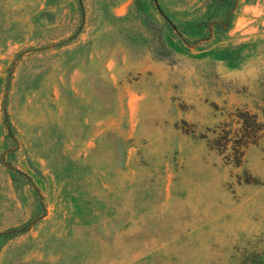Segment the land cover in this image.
I'll return each mask as SVG.
<instances>
[{"label": "rangeland", "instance_id": "obj_1", "mask_svg": "<svg viewBox=\"0 0 264 264\" xmlns=\"http://www.w3.org/2000/svg\"><path fill=\"white\" fill-rule=\"evenodd\" d=\"M202 1L155 3L183 21ZM155 3L0 0V233L34 208L3 163L45 203L0 264H240L264 250V134L239 166L209 144L237 110L264 122V0H237L231 28L193 45Z\"/></svg>", "mask_w": 264, "mask_h": 264}, {"label": "trees", "instance_id": "obj_2", "mask_svg": "<svg viewBox=\"0 0 264 264\" xmlns=\"http://www.w3.org/2000/svg\"><path fill=\"white\" fill-rule=\"evenodd\" d=\"M153 1L154 3L156 2V0ZM155 6L162 17L163 24L174 29L176 36L182 42L187 45H193L208 38L213 30L226 32L231 28L237 8V0H203L202 4L196 8L197 18L183 21L172 19L159 3H155ZM159 29L161 31L162 26ZM7 73H10V69H8ZM235 117L239 127L233 131V134H231V129H222L220 135L215 140L209 141V144L222 154L226 161L239 166L243 161L246 149L251 145H255L260 134H264V122L259 121L256 115L248 110H237ZM2 123L8 130L6 139L13 138L12 126L8 121L5 106L2 107ZM228 150H230V153H226ZM3 164L14 183L21 182L31 186L34 208L30 219L25 223L8 228L0 233V246L10 238L27 231L30 225L41 218L45 212L43 197L34 188L32 178L9 163ZM240 264H264V250L243 254L240 258Z\"/></svg>", "mask_w": 264, "mask_h": 264}]
</instances>
